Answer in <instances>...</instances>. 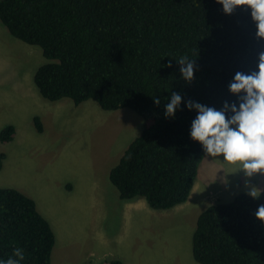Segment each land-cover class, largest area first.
I'll list each match as a JSON object with an SVG mask.
<instances>
[{"label": "trees", "instance_id": "trees-1", "mask_svg": "<svg viewBox=\"0 0 264 264\" xmlns=\"http://www.w3.org/2000/svg\"><path fill=\"white\" fill-rule=\"evenodd\" d=\"M10 34L43 51L34 82L49 102L94 101L104 111L130 109L144 130L110 171L121 200L144 199L156 211L185 204L207 155L190 136L197 113L187 101L221 109L239 103L229 91L237 72L257 70L264 38L247 5L226 14L216 0H0ZM182 57L194 60V78L181 74ZM171 64L172 67H168ZM181 95L175 117L165 116L171 94ZM159 99L160 103H155ZM37 132L44 128L34 119ZM16 137L13 126L1 143ZM5 155H0V171ZM264 190L209 206L197 220L192 253L199 264H264V220L256 216ZM56 244L36 202L0 188V259L22 248L21 264H51ZM109 264H123L112 261Z\"/></svg>", "mask_w": 264, "mask_h": 264}, {"label": "rangeland", "instance_id": "rangeland-1", "mask_svg": "<svg viewBox=\"0 0 264 264\" xmlns=\"http://www.w3.org/2000/svg\"><path fill=\"white\" fill-rule=\"evenodd\" d=\"M48 62L41 48L14 38L0 20V132L16 130L13 141H0V188L33 199L49 221L56 237L51 264H199L192 253L198 217L227 201L214 200L213 192L223 190L214 174L224 173L228 184L235 180L225 189L233 200L249 195V181H236L243 170L206 155L196 181L210 196L196 206L156 211L144 199L121 200L110 171L141 136L144 118L126 108L104 111L94 101H46L34 76Z\"/></svg>", "mask_w": 264, "mask_h": 264}, {"label": "clouds", "instance_id": "clouds-1", "mask_svg": "<svg viewBox=\"0 0 264 264\" xmlns=\"http://www.w3.org/2000/svg\"><path fill=\"white\" fill-rule=\"evenodd\" d=\"M216 2L223 5L226 14H231L237 6L247 5L257 27V36L264 38V0ZM177 61L181 65L182 77L191 82L194 78V60L182 57ZM229 91L238 97L239 103L229 104L226 101L219 110L187 101L188 110L197 113L192 121L190 136L201 143L207 155L222 156L223 161L239 165L245 175L251 177L264 172V52L259 55L257 70L250 74H235ZM181 102V95L173 92L170 102L165 105V116L174 118ZM155 103L159 104V99ZM249 194L256 197L254 190ZM256 216L264 220V205L259 207ZM24 258L23 249L15 248L7 260L0 259V264H21Z\"/></svg>", "mask_w": 264, "mask_h": 264}, {"label": "crops", "instance_id": "crops-1", "mask_svg": "<svg viewBox=\"0 0 264 264\" xmlns=\"http://www.w3.org/2000/svg\"><path fill=\"white\" fill-rule=\"evenodd\" d=\"M203 173H204V170H203ZM205 174L207 176L208 183H210V180L212 178H211L210 174L208 173L207 168L205 169ZM223 174L224 173H222V172L221 173H215L214 174V177L220 182V184L218 183L217 186L220 187L223 190L230 189L231 188V183H235V180L230 181V183L228 184L227 176L226 175H223ZM245 180L246 181H249V193L252 190H254L255 192H259L258 194H260L264 190V172H262V173H256L253 176H251L250 179H249V176H246L245 173H244V171H243V173L240 176H238V178L236 179V181H237L238 185H242V184H244V181ZM197 182L198 181H196V183H195V186L193 188V191H192V194H191L189 200L184 205H188V204H190L192 202L196 206V205L201 204L203 201H205V200H207L209 198L210 195H208L207 192L204 191V190L201 191L200 190L201 189V186H200V184L198 185ZM205 188H206V186H205ZM222 191H220L218 194L216 192H213L214 193V196L216 198L214 200L220 201L222 198H226L227 201H224L222 203H230V202H232L237 197L236 196L233 200L232 199H229V195L226 194V193H228V191L227 190H225L223 192ZM208 193L210 194V192H208ZM217 203H219V202H217Z\"/></svg>", "mask_w": 264, "mask_h": 264}]
</instances>
